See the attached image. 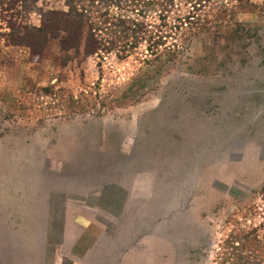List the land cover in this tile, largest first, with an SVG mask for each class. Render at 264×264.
Segmentation results:
<instances>
[{
	"label": "rangeland",
	"instance_id": "obj_1",
	"mask_svg": "<svg viewBox=\"0 0 264 264\" xmlns=\"http://www.w3.org/2000/svg\"><path fill=\"white\" fill-rule=\"evenodd\" d=\"M160 1L0 0V264H264V0Z\"/></svg>",
	"mask_w": 264,
	"mask_h": 264
},
{
	"label": "trees",
	"instance_id": "obj_2",
	"mask_svg": "<svg viewBox=\"0 0 264 264\" xmlns=\"http://www.w3.org/2000/svg\"><path fill=\"white\" fill-rule=\"evenodd\" d=\"M193 1H195V3H194L193 6H195L196 3H198L199 6H200V4H201L200 2H201V1H202V2H206V1H208V0H193ZM171 3H172V0H161V1H160V5H161L162 7L165 6V5H169V4H171ZM70 13H74V10L71 9V11H69V13H67L66 15H69ZM74 22H75V32H76L77 27H78V35H79V19L74 20ZM80 33H81V32H80ZM94 42H95V40H94ZM87 43H88L87 48H89L90 45H93L92 41H87ZM233 238H234V239H237L238 242H240V241H241V242H245L246 239H247V236H246V235L233 236Z\"/></svg>",
	"mask_w": 264,
	"mask_h": 264
}]
</instances>
